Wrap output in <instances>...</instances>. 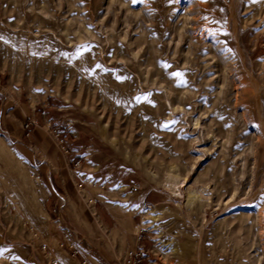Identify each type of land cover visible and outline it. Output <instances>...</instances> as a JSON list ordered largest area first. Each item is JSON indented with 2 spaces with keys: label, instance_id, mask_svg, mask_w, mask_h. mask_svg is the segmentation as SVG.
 <instances>
[{
  "label": "rangeland",
  "instance_id": "374dc122",
  "mask_svg": "<svg viewBox=\"0 0 264 264\" xmlns=\"http://www.w3.org/2000/svg\"><path fill=\"white\" fill-rule=\"evenodd\" d=\"M48 123L105 184L109 264H264V0H0V264L62 253Z\"/></svg>",
  "mask_w": 264,
  "mask_h": 264
},
{
  "label": "crops",
  "instance_id": "0c3cea01",
  "mask_svg": "<svg viewBox=\"0 0 264 264\" xmlns=\"http://www.w3.org/2000/svg\"><path fill=\"white\" fill-rule=\"evenodd\" d=\"M32 130L31 137L33 138V142H36L43 148L51 146L50 140L46 137H42V132L39 129ZM50 152L51 169H55V171L57 169L65 170V172L69 175V183L72 191H70L71 189L67 193H57L53 191L52 194H47L43 191V197L41 200L44 199V208L42 206V201L40 205L42 215L44 214L47 217V211L45 209L47 204L49 206V220L52 222V218L54 217L52 214L53 208L57 205L63 204L59 212L61 221L80 237L84 238L86 243L89 244L92 249V257L88 256L87 253H84V255L88 258L85 264H94V257L99 259L100 264H109L100 254H98L96 246H93V234L95 231L94 225L100 228L99 230L102 232H105L106 229V227L102 225L103 222L100 220V216L98 215L95 207L93 187L91 186L93 183H100V181L93 178V173L89 172V170L85 168L84 161L81 158L70 156V153L67 156L61 154L57 145L56 148H53ZM68 156L70 161H68ZM78 159L82 160V164L81 167L75 171L73 170V164ZM52 227H54L53 223ZM50 232L52 234L50 233L49 239H51V235H53L51 243H56L61 234L60 230L54 227ZM43 238H47L46 233H43ZM69 254L70 253L68 251L62 250L61 254L55 251L53 256L56 257L55 259H57L60 264H77L83 261V256L78 255L76 260L73 261L69 258Z\"/></svg>",
  "mask_w": 264,
  "mask_h": 264
},
{
  "label": "built area",
  "instance_id": "2783aa9c",
  "mask_svg": "<svg viewBox=\"0 0 264 264\" xmlns=\"http://www.w3.org/2000/svg\"><path fill=\"white\" fill-rule=\"evenodd\" d=\"M33 122H27L23 125V130L25 131V135L29 136L31 132V125ZM49 129V133L51 136L54 137L55 143L58 146L61 154L67 156L70 153L69 148L65 144V139L60 135L58 132V128L52 127L49 123L46 126ZM82 160L78 159L73 164V170H78L81 167ZM92 187H98L100 189H103L105 187L104 183H93L91 185ZM63 204L57 205L52 210L53 218L52 223L53 226L60 230V237L58 238L56 244L58 245V248L61 250L68 251L69 258L71 260H76V257L78 255L83 256V261L79 262L77 264H85L88 260V258L84 255V253H87L88 256H91L92 249L90 248L89 244L86 243L84 238L80 237L78 234H76L72 229L68 228L60 219L59 212L61 210V207ZM143 207L149 208V205L144 204ZM140 233V232H139ZM141 237L140 235H137L136 241H140ZM143 253L142 246H139V248L130 249L129 251L125 252L122 263L121 264H138L140 261V256ZM92 257V256H91ZM54 264H60V262L56 259L54 260Z\"/></svg>",
  "mask_w": 264,
  "mask_h": 264
},
{
  "label": "snow or ice",
  "instance_id": "6c2138e0",
  "mask_svg": "<svg viewBox=\"0 0 264 264\" xmlns=\"http://www.w3.org/2000/svg\"><path fill=\"white\" fill-rule=\"evenodd\" d=\"M133 2H136V0H133ZM173 75H174L175 77H177L178 79L182 77V73H179V72L174 73ZM181 83H183L182 80H181ZM164 127H167V125H164Z\"/></svg>",
  "mask_w": 264,
  "mask_h": 264
}]
</instances>
